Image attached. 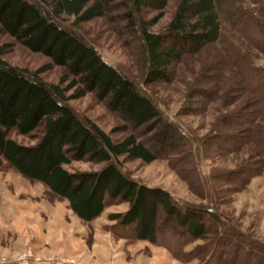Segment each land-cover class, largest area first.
Returning <instances> with one entry per match:
<instances>
[{"label": "rangeland", "instance_id": "374dc122", "mask_svg": "<svg viewBox=\"0 0 264 264\" xmlns=\"http://www.w3.org/2000/svg\"><path fill=\"white\" fill-rule=\"evenodd\" d=\"M178 1L167 0L161 18L148 30L162 32ZM232 5L248 14L238 22L220 17L216 42L184 55L174 64L171 80L147 85L142 82L141 40L123 23L110 21L109 15L76 26L65 14L57 21L136 81L182 135L173 150L152 162L120 158L119 168L139 182L166 189L186 205L203 209L212 203L221 219L220 232L210 236L216 245L212 256L224 250L223 264H246L247 259L249 264H264L263 248L248 245L252 258H247L242 240L237 255L238 239L233 238L238 232L264 242V0H232ZM156 13L148 11L146 19ZM4 44H10V50L2 58L12 66L34 71L50 63L43 54L0 33V46ZM64 72L62 66L52 65L40 76L57 83ZM68 104L114 140L133 129L92 92ZM38 135L39 130L25 135L15 129L9 132L22 144L34 143ZM102 165L73 160L64 167L91 171ZM20 177L0 158V264H208L206 240L190 239L183 249L186 258L177 257L164 245L122 235L126 230L108 216L124 212L126 203L111 204L86 222L42 183L25 177L23 182ZM166 225L175 228L174 219ZM205 225L208 231L212 228Z\"/></svg>", "mask_w": 264, "mask_h": 264}, {"label": "trees", "instance_id": "16d2710c", "mask_svg": "<svg viewBox=\"0 0 264 264\" xmlns=\"http://www.w3.org/2000/svg\"><path fill=\"white\" fill-rule=\"evenodd\" d=\"M166 3L167 0H0V33L43 54L50 62L34 71L12 66L2 58L10 44L0 46V158L21 176L42 183L65 199L83 221L89 222L105 207L123 202L128 205L124 212L108 216L126 230L122 235L129 233L138 240L164 245L180 258H186L183 249L190 239L206 240L208 264L215 257L213 264H223L224 250L212 256L216 245L210 236L220 232L221 225L212 203L203 209L186 205L166 189L139 182L119 168L120 158L149 163L173 150L174 141L182 137L179 129L162 115L136 81L105 61L93 44L57 21L65 14L73 17L76 26L109 15L110 21L123 23L141 40L142 82L147 85L171 80L174 64L184 55L216 42L220 17L238 22L248 14L232 5V0H179L164 30L149 31L148 27L161 18ZM148 11L157 13L146 19ZM52 65L65 70L57 83H47L40 76ZM87 92L118 113L132 131L114 140L91 119L78 115L68 101ZM12 129L24 135L39 130V135L34 143L22 144L9 137ZM73 160L103 165L97 170L69 171L64 165ZM170 219H174L175 228L167 227ZM206 223L212 227L209 231ZM233 234L234 240L238 239L237 255L242 240L246 250L250 245L264 249L262 241ZM251 253L244 251L250 259Z\"/></svg>", "mask_w": 264, "mask_h": 264}, {"label": "crops", "instance_id": "0c3cea01", "mask_svg": "<svg viewBox=\"0 0 264 264\" xmlns=\"http://www.w3.org/2000/svg\"><path fill=\"white\" fill-rule=\"evenodd\" d=\"M20 179L23 181L25 178H23V177H20ZM18 181H20L19 179H18ZM24 182V181H23ZM39 237H42V236H39ZM43 238H41V240H42ZM143 241V240H142Z\"/></svg>", "mask_w": 264, "mask_h": 264}, {"label": "built area", "instance_id": "2783aa9c", "mask_svg": "<svg viewBox=\"0 0 264 264\" xmlns=\"http://www.w3.org/2000/svg\"><path fill=\"white\" fill-rule=\"evenodd\" d=\"M60 262V261H59Z\"/></svg>", "mask_w": 264, "mask_h": 264}]
</instances>
